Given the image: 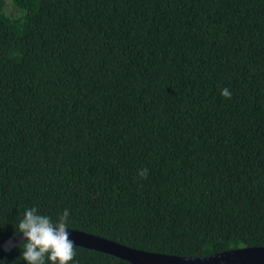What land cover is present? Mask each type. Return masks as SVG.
<instances>
[{"label": "trees", "instance_id": "trees-1", "mask_svg": "<svg viewBox=\"0 0 264 264\" xmlns=\"http://www.w3.org/2000/svg\"><path fill=\"white\" fill-rule=\"evenodd\" d=\"M7 1L0 245L36 207L146 252L264 247V0Z\"/></svg>", "mask_w": 264, "mask_h": 264}, {"label": "clouds", "instance_id": "clouds-1", "mask_svg": "<svg viewBox=\"0 0 264 264\" xmlns=\"http://www.w3.org/2000/svg\"><path fill=\"white\" fill-rule=\"evenodd\" d=\"M231 99V92L224 88L220 93ZM139 175L146 178L147 170ZM69 210L65 209L53 221L50 216L38 214V209H26L19 220L15 234H19L22 241L18 245L8 242V247H22L20 256L25 264H69L76 254V245L70 238L67 221Z\"/></svg>", "mask_w": 264, "mask_h": 264}, {"label": "water", "instance_id": "water-1", "mask_svg": "<svg viewBox=\"0 0 264 264\" xmlns=\"http://www.w3.org/2000/svg\"><path fill=\"white\" fill-rule=\"evenodd\" d=\"M67 230L76 247L111 255L130 264H264V247L235 249L207 257H179L141 251L82 231ZM9 241L13 245L22 242L19 234L3 242L0 245V264L2 259L15 248L7 246Z\"/></svg>", "mask_w": 264, "mask_h": 264}, {"label": "rangeland", "instance_id": "rangeland-1", "mask_svg": "<svg viewBox=\"0 0 264 264\" xmlns=\"http://www.w3.org/2000/svg\"><path fill=\"white\" fill-rule=\"evenodd\" d=\"M7 7H8V10L14 12V8H13V5L10 4V0L7 1Z\"/></svg>", "mask_w": 264, "mask_h": 264}]
</instances>
